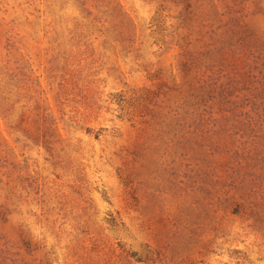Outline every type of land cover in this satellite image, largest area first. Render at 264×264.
I'll list each match as a JSON object with an SVG mask.
<instances>
[{
    "label": "rangeland",
    "instance_id": "1",
    "mask_svg": "<svg viewBox=\"0 0 264 264\" xmlns=\"http://www.w3.org/2000/svg\"><path fill=\"white\" fill-rule=\"evenodd\" d=\"M0 264H264V0H0Z\"/></svg>",
    "mask_w": 264,
    "mask_h": 264
}]
</instances>
